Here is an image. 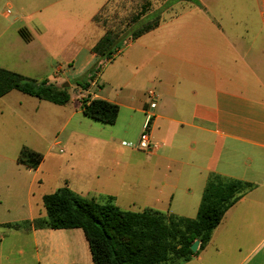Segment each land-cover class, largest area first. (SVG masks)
Instances as JSON below:
<instances>
[{
	"label": "crops",
	"instance_id": "0c3cea01",
	"mask_svg": "<svg viewBox=\"0 0 264 264\" xmlns=\"http://www.w3.org/2000/svg\"><path fill=\"white\" fill-rule=\"evenodd\" d=\"M109 1L0 0V67L49 81L88 53L87 74L98 62L91 50L105 34L94 17ZM157 10L159 26L125 41L113 62L102 63L90 88L79 91V98L117 104L116 123L124 112L135 142L79 138L101 150L61 157L75 175L64 176L55 191L67 184L101 203L112 197L125 211L195 219L211 174L251 182L256 189L225 214L207 247L186 264H264V0H172ZM18 44L39 48L43 59L35 53L19 60L13 50ZM106 72L108 93L99 84ZM149 90L158 95L151 127L155 148L141 152L132 145L144 128ZM66 106L12 91L0 98V123L44 136L46 123H66L63 129L73 123L75 113L67 115ZM78 109L84 116L81 101ZM121 149L128 150L127 158ZM45 163L35 170L18 164L32 176L23 187L13 186L22 188L24 211L0 222L7 229L0 233V264H94L82 229L10 228L47 217L48 193L39 196L42 209L33 202L36 185L46 182ZM13 187H0V193ZM11 203L0 196V215Z\"/></svg>",
	"mask_w": 264,
	"mask_h": 264
},
{
	"label": "trees",
	"instance_id": "16d2710c",
	"mask_svg": "<svg viewBox=\"0 0 264 264\" xmlns=\"http://www.w3.org/2000/svg\"><path fill=\"white\" fill-rule=\"evenodd\" d=\"M105 9L106 6L94 17V22L105 29L104 36L91 50L97 55L98 62L87 72L85 78L88 81H76L84 91L90 88V82L102 71V63L113 62L125 41L137 40L155 30L161 22L158 16L141 29L134 30L149 11L144 5L126 23V28L116 32L100 21ZM20 34L25 41L31 40L24 31ZM12 91L58 106L67 105L72 99L66 86H58L48 80L39 81L0 67V98ZM81 110L86 118L107 126H114L120 113L117 104L90 97L82 98ZM43 160L39 152L23 147L17 163L35 170ZM256 187L251 182L211 174L196 218L188 219L149 209L139 213L125 211L114 204L112 197L101 203L76 194L66 184L43 197L45 219L10 228L82 229L94 264H186L207 247L225 214ZM197 241L198 251L193 252L191 246Z\"/></svg>",
	"mask_w": 264,
	"mask_h": 264
},
{
	"label": "rangeland",
	"instance_id": "374dc122",
	"mask_svg": "<svg viewBox=\"0 0 264 264\" xmlns=\"http://www.w3.org/2000/svg\"><path fill=\"white\" fill-rule=\"evenodd\" d=\"M172 0H110L106 6V9L103 11V14L100 18V21L106 26H110L111 29H114L116 32L126 28V23H128L133 16H135L144 5L148 6L149 11L146 16L138 22L133 28L134 30L141 29L145 24L153 21L157 18V13L164 4L166 7ZM132 29V30H133ZM101 32H103L101 30ZM11 50V49H9ZM14 56L19 55V60H23V55L34 54L43 59L39 55V48L32 47L31 51L25 47L18 44L14 47ZM13 56V57H14ZM88 53L82 57L76 58L75 64H69L66 66L65 70L61 72V75L54 74L49 82L56 84L58 86H66L68 92L71 94V102L66 106L67 115L75 113L73 116V123H68L67 126L63 129L66 123H55V124H45L44 130L46 133L44 136H40L35 131L26 128L24 125L18 127H12L11 123H0V187L6 188L7 186L13 187H23L27 184L28 180L31 179L32 174L26 169H22L18 163L17 158L20 154V151L23 147H28L36 150L43 155L46 163L42 168L43 177H46L44 181L45 185L41 188L39 184L35 187V196L33 199L36 208L42 209V202L39 196L44 193H52L56 190L57 184L60 183L61 179L64 176H73L71 169L65 167L64 163L60 161V158H65L66 154L71 153H95L100 151L96 147L88 145L85 140L79 141V138H114L116 142H135L132 140L130 134L127 131L126 123L124 121L127 119V115L124 112L121 114V117L114 126H107L102 123L90 120L84 116H79V101L84 98L82 93L79 94V91H82V88L79 87L76 81L84 83L88 81L86 77V68L88 67ZM37 66L43 68L44 65L36 63ZM65 64V63H64ZM74 65V66H73ZM42 66V67H41ZM110 71V70H109ZM48 75V73H47ZM45 75V76H47ZM108 73L106 72L100 85L105 86V92L108 93L111 91V87L105 84V78ZM35 76V75H33ZM91 83V82H90ZM98 85V84H97ZM98 89V88H96ZM80 119H83V123H79ZM26 128V129H25ZM56 142H61V144L53 145ZM51 146V149H50ZM142 152V151H141ZM122 156L125 158L128 157L127 149H121ZM47 158H46V157ZM122 156L117 157L116 166L120 167L119 159ZM107 164H112L111 160L107 161ZM9 188V189H10ZM7 189V188H6ZM18 189V188H17ZM22 188L15 190L13 187L12 192H3L0 193L2 200L6 201V198L9 199L12 203L10 204L9 212L5 211L4 214L0 215V222H8L15 220L22 216L24 211L23 207V198ZM6 233L7 229L0 227V233Z\"/></svg>",
	"mask_w": 264,
	"mask_h": 264
},
{
	"label": "built area",
	"instance_id": "2783aa9c",
	"mask_svg": "<svg viewBox=\"0 0 264 264\" xmlns=\"http://www.w3.org/2000/svg\"><path fill=\"white\" fill-rule=\"evenodd\" d=\"M148 98L150 102H149V106L145 109L146 120H145L143 131L137 143L132 145L133 148H135L138 151H142V152H150L155 148V145L151 138V127L153 125V120L155 117L154 114H155L157 98H158V95L155 92V90L148 91Z\"/></svg>",
	"mask_w": 264,
	"mask_h": 264
},
{
	"label": "water",
	"instance_id": "95a60500",
	"mask_svg": "<svg viewBox=\"0 0 264 264\" xmlns=\"http://www.w3.org/2000/svg\"><path fill=\"white\" fill-rule=\"evenodd\" d=\"M198 248H199V242H195L192 246H191V249L193 252H197L198 251Z\"/></svg>",
	"mask_w": 264,
	"mask_h": 264
}]
</instances>
